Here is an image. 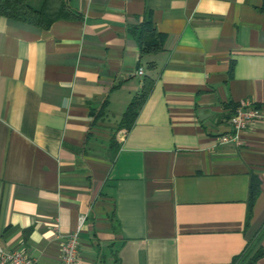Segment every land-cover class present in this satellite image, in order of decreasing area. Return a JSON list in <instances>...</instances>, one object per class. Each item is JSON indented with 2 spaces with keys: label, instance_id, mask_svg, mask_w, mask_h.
Here are the masks:
<instances>
[{
  "label": "crops",
  "instance_id": "0c3cea01",
  "mask_svg": "<svg viewBox=\"0 0 264 264\" xmlns=\"http://www.w3.org/2000/svg\"><path fill=\"white\" fill-rule=\"evenodd\" d=\"M68 3L47 29L0 16V249L59 264L80 227L77 264H264L262 0ZM146 17L163 48L140 55ZM244 99L259 118L220 143Z\"/></svg>",
  "mask_w": 264,
  "mask_h": 264
},
{
  "label": "trees",
  "instance_id": "16d2710c",
  "mask_svg": "<svg viewBox=\"0 0 264 264\" xmlns=\"http://www.w3.org/2000/svg\"><path fill=\"white\" fill-rule=\"evenodd\" d=\"M260 11L264 13V0ZM0 16L39 29H47L61 18L77 17L71 10L68 0H0ZM131 34L137 40L140 55L155 54L163 48L164 37L155 31L149 17L143 19L138 27L133 28ZM151 89L152 81L146 80L139 94L134 97L123 114L119 128L125 130L131 128ZM256 192L252 185L249 195L250 205Z\"/></svg>",
  "mask_w": 264,
  "mask_h": 264
},
{
  "label": "built area",
  "instance_id": "2783aa9c",
  "mask_svg": "<svg viewBox=\"0 0 264 264\" xmlns=\"http://www.w3.org/2000/svg\"><path fill=\"white\" fill-rule=\"evenodd\" d=\"M137 75L142 76L141 68H138ZM259 118L258 110L252 105L248 99L238 102L235 106L233 114L228 120L232 133L223 136L220 143L235 142L239 144V134L250 127L256 119ZM83 223V219L81 224ZM80 229V227H79ZM79 229L73 233L66 235L63 239V245L59 264H77L78 247H79ZM0 264H35L34 260L22 251L14 250L4 252L0 249Z\"/></svg>",
  "mask_w": 264,
  "mask_h": 264
}]
</instances>
